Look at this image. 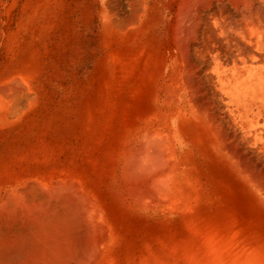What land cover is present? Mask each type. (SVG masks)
I'll return each instance as SVG.
<instances>
[{"label":"bare ground","instance_id":"bare-ground-1","mask_svg":"<svg viewBox=\"0 0 264 264\" xmlns=\"http://www.w3.org/2000/svg\"><path fill=\"white\" fill-rule=\"evenodd\" d=\"M5 5L0 264H264V0H97V85L51 101Z\"/></svg>","mask_w":264,"mask_h":264},{"label":"rangeland","instance_id":"rangeland-1","mask_svg":"<svg viewBox=\"0 0 264 264\" xmlns=\"http://www.w3.org/2000/svg\"><path fill=\"white\" fill-rule=\"evenodd\" d=\"M4 1V30L8 35L17 34L19 42L10 70L17 72L22 63L24 67L28 63L27 82L41 100H61L74 92L81 99L94 79L97 85V0H17L12 24L7 14L12 0ZM1 52L4 69L8 52L6 48ZM18 62H22L20 66ZM245 190L250 195L247 187ZM253 192L264 204L263 196ZM192 261L183 259L181 264H208Z\"/></svg>","mask_w":264,"mask_h":264}]
</instances>
